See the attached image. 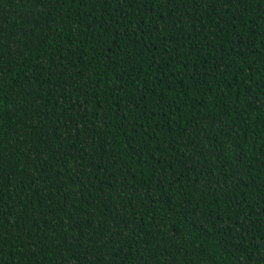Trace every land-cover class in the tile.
<instances>
[{
    "label": "trees",
    "instance_id": "obj_1",
    "mask_svg": "<svg viewBox=\"0 0 264 264\" xmlns=\"http://www.w3.org/2000/svg\"><path fill=\"white\" fill-rule=\"evenodd\" d=\"M0 264H264V0H0Z\"/></svg>",
    "mask_w": 264,
    "mask_h": 264
}]
</instances>
